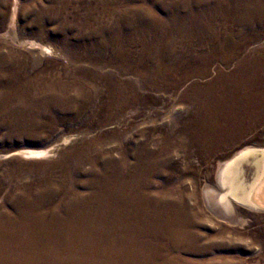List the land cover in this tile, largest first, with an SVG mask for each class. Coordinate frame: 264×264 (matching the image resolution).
I'll return each instance as SVG.
<instances>
[{
    "label": "bare ground",
    "instance_id": "obj_1",
    "mask_svg": "<svg viewBox=\"0 0 264 264\" xmlns=\"http://www.w3.org/2000/svg\"><path fill=\"white\" fill-rule=\"evenodd\" d=\"M108 1L116 23L106 29V44L124 63L131 55L136 74L157 89L178 90L208 75L215 62L239 63L229 76L220 73L208 86H191L182 99L185 114L175 118L173 130L145 131L147 140L131 154L135 162L109 159L84 184L87 193L72 198L65 190L56 203L44 191L14 205L12 214L0 211V264H243L216 256L224 233L201 232L198 172L191 169L194 178L176 182L171 150L182 148L188 158H220L215 176L208 171L209 182L200 191L218 218L236 224L245 222L241 209L264 214V133L258 131L264 127V0ZM148 3L166 17L139 6ZM251 28L256 32L249 33ZM250 43L258 48L242 59ZM54 150L12 155L44 158ZM157 179L162 182L154 190Z\"/></svg>",
    "mask_w": 264,
    "mask_h": 264
},
{
    "label": "rangeland",
    "instance_id": "obj_2",
    "mask_svg": "<svg viewBox=\"0 0 264 264\" xmlns=\"http://www.w3.org/2000/svg\"><path fill=\"white\" fill-rule=\"evenodd\" d=\"M112 6L108 0H0L1 212L12 214L14 205L44 191L56 203L64 195L74 198L87 193L84 184L96 179L109 159L135 162L131 154L147 140L145 131L173 130L175 118L185 114L187 105L182 99L191 86H208L220 73L229 76L239 63L235 60L221 67L215 62L208 75L187 80L178 90L157 89L150 79L136 74L130 66L135 61L131 55L129 63H124L106 44V29L116 23ZM139 6L166 17L154 3ZM120 8L127 9V5ZM254 28L249 33H255ZM41 47L52 52L43 53ZM257 48L250 43L241 58ZM258 131L263 134L264 127ZM152 137L157 140L158 132ZM66 139L70 141L64 146ZM52 149L44 158L12 155ZM171 155L178 168L176 182L194 178L191 169L198 172L200 215L205 220L200 230L210 236L224 233L219 238L222 242L218 239L224 248L216 256L264 264V214L241 209L239 217L245 222H227L201 197V188L209 182L207 173L215 176L220 158H188L182 148H173ZM161 182L153 183L154 190Z\"/></svg>",
    "mask_w": 264,
    "mask_h": 264
}]
</instances>
